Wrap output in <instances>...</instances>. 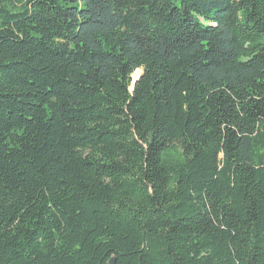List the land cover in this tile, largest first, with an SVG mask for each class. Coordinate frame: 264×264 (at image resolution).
Instances as JSON below:
<instances>
[{
    "label": "trees",
    "instance_id": "obj_1",
    "mask_svg": "<svg viewBox=\"0 0 264 264\" xmlns=\"http://www.w3.org/2000/svg\"><path fill=\"white\" fill-rule=\"evenodd\" d=\"M0 264H264V0H0Z\"/></svg>",
    "mask_w": 264,
    "mask_h": 264
},
{
    "label": "rangeland",
    "instance_id": "obj_2",
    "mask_svg": "<svg viewBox=\"0 0 264 264\" xmlns=\"http://www.w3.org/2000/svg\"><path fill=\"white\" fill-rule=\"evenodd\" d=\"M137 69H139L137 71ZM132 74H131V87L132 85L137 81L134 82V78H136V76L140 75L142 73V68H137Z\"/></svg>",
    "mask_w": 264,
    "mask_h": 264
},
{
    "label": "water",
    "instance_id": "obj_3",
    "mask_svg": "<svg viewBox=\"0 0 264 264\" xmlns=\"http://www.w3.org/2000/svg\"><path fill=\"white\" fill-rule=\"evenodd\" d=\"M140 77V75L136 76V78L134 79V82Z\"/></svg>",
    "mask_w": 264,
    "mask_h": 264
},
{
    "label": "bare ground",
    "instance_id": "obj_4",
    "mask_svg": "<svg viewBox=\"0 0 264 264\" xmlns=\"http://www.w3.org/2000/svg\"><path fill=\"white\" fill-rule=\"evenodd\" d=\"M139 69H137V71H138Z\"/></svg>",
    "mask_w": 264,
    "mask_h": 264
},
{
    "label": "snow or ice",
    "instance_id": "obj_5",
    "mask_svg": "<svg viewBox=\"0 0 264 264\" xmlns=\"http://www.w3.org/2000/svg\"><path fill=\"white\" fill-rule=\"evenodd\" d=\"M135 79V78H134Z\"/></svg>",
    "mask_w": 264,
    "mask_h": 264
}]
</instances>
